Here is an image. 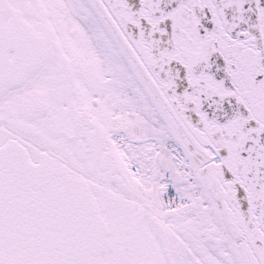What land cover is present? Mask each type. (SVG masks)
Returning <instances> with one entry per match:
<instances>
[{
  "label": "snow or ice",
  "instance_id": "snow-or-ice-1",
  "mask_svg": "<svg viewBox=\"0 0 264 264\" xmlns=\"http://www.w3.org/2000/svg\"><path fill=\"white\" fill-rule=\"evenodd\" d=\"M0 264H264V0H0Z\"/></svg>",
  "mask_w": 264,
  "mask_h": 264
}]
</instances>
